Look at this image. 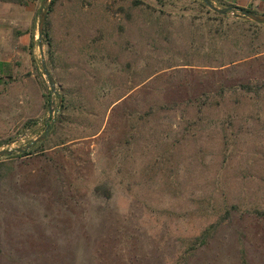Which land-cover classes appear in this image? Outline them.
<instances>
[{
	"label": "rangeland",
	"instance_id": "1",
	"mask_svg": "<svg viewBox=\"0 0 264 264\" xmlns=\"http://www.w3.org/2000/svg\"><path fill=\"white\" fill-rule=\"evenodd\" d=\"M24 1L0 2V264H175L226 210L187 264H264V25L231 8L264 0H46L42 52Z\"/></svg>",
	"mask_w": 264,
	"mask_h": 264
},
{
	"label": "trees",
	"instance_id": "2",
	"mask_svg": "<svg viewBox=\"0 0 264 264\" xmlns=\"http://www.w3.org/2000/svg\"><path fill=\"white\" fill-rule=\"evenodd\" d=\"M0 2L2 3H18V4H24V0H0ZM51 4L53 5L54 2H51ZM136 6L139 4L138 2L135 3ZM204 6H209L208 3H205L203 4ZM232 9H235L241 13H251V14H254L256 15L254 12L250 11L249 9H244V8H239V7H231ZM217 17L220 18V20H223V18H225L224 15H221V14H215ZM245 22V21H244ZM245 23H248L250 25H253L254 27L256 28H260L262 27L261 25H257V24H254V23H250L248 20H246ZM47 36V35H46ZM30 46L32 47L33 46V38H31V43H30ZM259 54H261V52L259 51H255L252 55H249L248 57L244 58V59H241V60H235V61H231L229 62V64H233L235 62H239V61H243L247 58H257L256 56H258ZM240 88L241 89H244V91L246 92H251V88L249 85H240ZM208 104L207 103H203V106H207ZM35 151V147H32V149L30 150V153H28L29 155H31L33 152ZM236 208L235 207H232V210H235ZM231 211L229 210H226L224 212L223 215H221L216 221L214 224H211L209 227H207L202 233L201 235L195 240L194 243L191 244V246H189L188 250L185 252V256L183 255L181 258H179V260L175 263V264H187L188 262V256L192 254V252L194 251L195 247H196V241L198 242V244L201 246L205 243H207L209 237L215 233L217 231V229L222 225L224 224L226 221H229L230 218H231ZM257 215H260V216H264V211H258L256 209V213ZM241 253V264H246V253H245V250L244 249H241L240 251Z\"/></svg>",
	"mask_w": 264,
	"mask_h": 264
},
{
	"label": "water",
	"instance_id": "3",
	"mask_svg": "<svg viewBox=\"0 0 264 264\" xmlns=\"http://www.w3.org/2000/svg\"><path fill=\"white\" fill-rule=\"evenodd\" d=\"M204 3H208V0H202ZM46 0H42L41 3V9H40V15H39V20H38V29H37V36H38V40H39V44H38V48L40 50V52H42V45L40 43V39L42 38L43 35V26H44V22H45V16H46V9L44 8ZM213 10L221 15H224L228 12H230V8H224V9H216L213 8ZM242 17H244L245 19H248L251 22L257 23V24H263L264 25V19L260 18L257 15L251 14V13H242ZM43 70L45 72V68L42 64ZM46 73V72H45ZM50 82L52 83V85H54V81L52 79H50ZM58 104H61V99H58ZM51 113V111L49 110V114ZM49 129V127L47 128V130ZM46 138V135L39 137L38 139L32 141V143L27 147V149L29 147H31L32 145L43 141ZM21 149H15V150H3L0 151V156L3 155H7V156H11L13 153H19L21 152Z\"/></svg>",
	"mask_w": 264,
	"mask_h": 264
}]
</instances>
